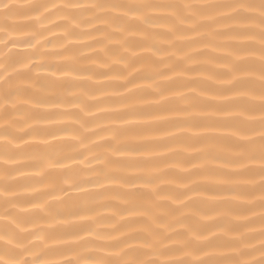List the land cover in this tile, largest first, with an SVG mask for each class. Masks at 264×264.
<instances>
[{
  "label": "snow or ice",
  "instance_id": "snow-or-ice-1",
  "mask_svg": "<svg viewBox=\"0 0 264 264\" xmlns=\"http://www.w3.org/2000/svg\"><path fill=\"white\" fill-rule=\"evenodd\" d=\"M0 264H264V0H0Z\"/></svg>",
  "mask_w": 264,
  "mask_h": 264
},
{
  "label": "bare ground",
  "instance_id": "bare-ground-1",
  "mask_svg": "<svg viewBox=\"0 0 264 264\" xmlns=\"http://www.w3.org/2000/svg\"><path fill=\"white\" fill-rule=\"evenodd\" d=\"M190 2H196V0H190ZM37 186H39V185H37Z\"/></svg>",
  "mask_w": 264,
  "mask_h": 264
}]
</instances>
